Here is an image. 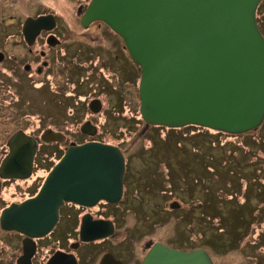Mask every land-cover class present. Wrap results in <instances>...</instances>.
<instances>
[{"label":"rangeland","instance_id":"1","mask_svg":"<svg viewBox=\"0 0 264 264\" xmlns=\"http://www.w3.org/2000/svg\"><path fill=\"white\" fill-rule=\"evenodd\" d=\"M86 1L0 0V50L9 56L7 63H16L17 57L30 60L18 39L27 16L57 15L55 31L62 41L56 49L39 44L52 61L41 75L37 73L41 61L31 71H22L20 80L14 68L12 75L4 70L0 74V150L7 132L17 126L37 135L50 127L66 132L68 140L84 139L80 127L91 116L85 100L97 95L107 102V111L91 116L98 126L91 138L119 146L129 175L124 212L116 221L115 233L82 249V264H100L105 251L125 264H141L149 241L183 250L206 248L215 264H264V121L255 130L236 136L201 126L172 130L145 122L140 113L141 67L125 55L117 37L108 31L94 26L85 32L75 8ZM90 38L105 44L114 41L117 48L98 47L92 54L90 47L95 44L88 42ZM116 52L120 61L112 60ZM68 140L43 146L39 179L47 176L58 161L53 155ZM231 149L241 153L235 157ZM29 185H17V190L12 185L8 195L25 197L26 187L27 193L32 190ZM246 186L247 202L243 196ZM175 200L181 204L176 209L169 205ZM203 201L210 208L205 209ZM211 206L219 210L217 218ZM236 218L240 221L234 225ZM221 227L226 231H218Z\"/></svg>","mask_w":264,"mask_h":264},{"label":"water","instance_id":"2","mask_svg":"<svg viewBox=\"0 0 264 264\" xmlns=\"http://www.w3.org/2000/svg\"><path fill=\"white\" fill-rule=\"evenodd\" d=\"M261 1L90 0L81 21L88 27L101 20L123 38L141 67L140 112L145 122L242 134L264 121V34L257 21ZM55 26L53 14L29 16L23 33L33 44L43 29ZM81 129L90 135L98 131L90 121ZM23 135L14 136L12 146L28 145V156L8 157L0 174L22 176L10 172V166H19L20 160L31 167L35 141ZM44 139L60 141L62 134L46 130ZM125 172L126 157L119 146L101 141L72 143L37 195L5 209L2 225L44 235L56 225L65 202L90 206L100 200L119 202ZM180 206L177 200L170 203L171 208ZM114 232L113 221L85 217L80 238L95 241ZM147 247L141 264H215L206 248L183 250L160 241H150ZM71 264H78L75 257ZM100 264L124 263L108 252Z\"/></svg>","mask_w":264,"mask_h":264},{"label":"flooded vegetation","instance_id":"3","mask_svg":"<svg viewBox=\"0 0 264 264\" xmlns=\"http://www.w3.org/2000/svg\"><path fill=\"white\" fill-rule=\"evenodd\" d=\"M89 2L90 0H87L86 3H83L79 7L75 8L77 18L79 19V24L83 28H85V32H87L91 27H94V26H97V28L102 29V31L103 30H105L106 32L108 31L114 37H117L116 40L119 41L120 46H123L125 55L126 53L130 55L128 49L125 46L123 38L119 34L114 32L105 22L101 20H96V21L90 22L88 27H85L82 24L81 19L87 9ZM48 14L55 15L52 12H47V13L36 14L32 17H38L40 15H48ZM55 17H56V26L50 30L43 29L40 32L39 36H37L33 44L28 43V40L25 38V35L23 33V25H24L26 18L24 21L21 22L20 27H19V33H18L19 38L18 39L19 41H23L24 47L27 51L26 54L30 57V60L28 59L27 61H23L22 58L17 57L16 63L12 64L10 63L11 61L7 63V59L9 56L7 55L5 50H0V70H1L0 74H2V71L4 70L5 72L11 71V75H12L13 68H14L16 69V72H17L16 79L20 80V73L22 71H26V72L31 71L32 66L36 62H40V61L42 62V65H39L37 67V73L39 75H41L45 71L46 68L52 66L51 58H49L48 53L45 52V49H40L39 44L41 43L42 45H46L49 49H56L62 46V41L60 40L61 35H59L55 31V28L59 25L57 15H55ZM257 21H258V25L262 33L264 34V0L261 1L258 7ZM88 42L95 44L93 45V47H90V51L92 54L95 51H97V49L95 48H98V47H101L103 50L107 48V51H109L108 48H114V47L117 48L114 45V41H109L107 44H105L103 42H99L93 38H90V41ZM88 55L89 54H87V56ZM98 57H99L98 61H100L101 56H98ZM113 58H114L112 59L113 61L114 60L120 61L118 52L114 54ZM93 62L94 60L92 59L91 63L93 64ZM121 65L123 64H120V66ZM94 70L93 72H95ZM122 70H123V67H122ZM105 87H107L106 82L105 84H103L104 89H106ZM114 88L118 89V86L114 85ZM117 99L119 102L121 101L119 95ZM0 100L2 99L0 98ZM85 101L87 104L86 109H88L91 112L89 113L91 114V116L101 111L102 113H105L107 111V109L104 108V104H107V102L97 95L93 97H88L86 98ZM97 108H99V110H96ZM91 116L84 119L83 123L90 121L92 124H94L92 122L93 118ZM81 127H80V132H81L80 135H82L83 138L85 137L82 140H78V139L68 140V138H66V134H65L66 132L59 130V129H51V130H54L55 132H60L62 134V140L60 141L54 140L55 142L46 141L44 139V134L46 130H50V127L42 129L40 131V135H37L35 133L29 132L27 128H24L22 126H17L16 128L9 130L7 134L5 135L3 139V148H1L0 150V169L2 167L4 160L7 159L8 157L28 156V153H26L28 151V147H29L28 145H23L24 149H16L15 146L13 148L12 139L17 134L24 136L23 135L24 133L25 135L31 137L35 141V144H34L35 149H34L32 165L30 168L28 165L25 166L23 164L24 160L19 161V166L18 165L10 166V172L16 171L22 176L12 177V176H4L0 174V264H19V261L21 259L24 260V263L22 264H71L73 257H75V259L78 261V264H82L81 256H80V251L82 249L86 248L91 243H95L98 240H104L110 237L109 236V237H105V238H101V239H98L95 241H89V242L82 241L80 238V232H81L82 222L85 217H88L89 220L90 219L91 220H111L114 223L115 231H116L117 229L116 221L123 216V212H124L123 196L124 194L126 195L125 182L127 181V172H125V176H124V192L119 202L111 203L106 200H100L99 202L91 206L73 203V202H65L59 208V217H58V221L56 225L54 226V228H52L48 233L44 235L32 236L29 233L20 232L19 230L10 229L2 225V215L5 209L10 207L12 204L22 203L25 200L34 197L35 195H37V193L41 189V186L47 176H41V178L39 179L38 178L39 176L37 175V171L40 168L39 164L41 162L43 146L46 143L56 144L58 142H63L64 140H68V143L63 147V149L59 153L55 152V154L53 155L55 156V158L57 157L58 158L57 160L59 161L62 158V156L65 154L67 147L70 146L72 143L82 144L88 141H101L100 139H97V138H91L95 136L98 133V131L95 135H90V134L84 133ZM21 147H22V144L20 145V148ZM57 162L53 164V166L49 169L48 173L57 164ZM126 163H127V159H126ZM28 173L29 175H27ZM24 175H27V176H24ZM29 183H30L29 187H31L30 189L32 190H30L27 193L28 188L26 187L25 197L19 198L18 196L15 197L13 195H8L9 187H11L12 185L15 187V190H17L18 188L16 187L17 185L21 184V185L26 186ZM147 244L148 242L146 243V249L148 252L149 248L147 247ZM5 248L7 249V251L4 250ZM105 253H108V251H105L103 255ZM123 263L125 264L124 261Z\"/></svg>","mask_w":264,"mask_h":264},{"label":"trees","instance_id":"4","mask_svg":"<svg viewBox=\"0 0 264 264\" xmlns=\"http://www.w3.org/2000/svg\"><path fill=\"white\" fill-rule=\"evenodd\" d=\"M79 95H80V94L77 93V96H79ZM109 118H110V117H109ZM143 120H144V119H143ZM196 126H197V125H188V126H185V127L179 128V129H180V130H185V129L189 128V127H196ZM161 128H162V127H161ZM168 128H169V127H168ZM171 129H172V130H175V129H177V128H171ZM211 130H212V129H211ZM214 131H216V130H214ZM186 132H188V131H186ZM216 132H217L218 134H219V133H223V134H225V132H222V131H216ZM226 134H227V133H226ZM227 135H230V136H236L237 134H227ZM261 139L264 141V137H262ZM259 141H260V140H259ZM153 145H154V143H152V146H153ZM154 147H155V146H154ZM152 149H153V148H152ZM150 150H151V149H150ZM231 152L234 153V156H235V157H236V154H237V153H239V154L241 153V152H237L236 150H232V149H231ZM244 152H246V154L249 153V151H246V150H245ZM246 154H245V156H244V155H243V156L246 157V156H247ZM247 157H248V156H247ZM247 157H246V158H247ZM246 163H247V161H246ZM261 164H262V163H261ZM263 168H264V166H263ZM214 170H215V169H213V171H214ZM230 170L232 171V173H235V171H234L233 169H229V171H230ZM128 175H129V172L127 173V178H128ZM241 186H243V184H241ZM247 188H249V187L246 186V190H245V192H244V194H243V196H245V198H246V202H247V200H248V199H247V195H246V194L248 193V192H247V190H248ZM260 188H262V186H261ZM246 202H245V203H246ZM261 202L264 203V196H263V195H261ZM261 202H260V203H261ZM263 203H262V204H263ZM202 205H203V207H204L205 209H206V208H210V207H209V204H208V203H205L204 201L202 202ZM211 207H212V206H211ZM212 210H213V212H214V213H213V214H214V218H217L218 215H219V210H218L217 208H215V207H212ZM209 220H211V217H209ZM220 220H223V218H220ZM220 220H219V221H220ZM241 220H242V222L244 221L243 219H241ZM239 221H240V219H239V218H236V219L234 220V225H236ZM247 223H248V222H247ZM249 223H250V224H253V222H252V223L249 222ZM220 224H221V222H220L218 225H220ZM222 224H223V222H222ZM250 224H249V225H250ZM250 226H251V225H250ZM221 228H223V229H221ZM221 228H219L218 231H219V230H221L220 232H223V231L225 232V231H226V229H225L224 227H221ZM248 230H249V229H248V226L245 227V231H248ZM192 233H193V231H192ZM263 234H264V233H263ZM263 245H264V244H262V246H263Z\"/></svg>","mask_w":264,"mask_h":264},{"label":"bare ground","instance_id":"5","mask_svg":"<svg viewBox=\"0 0 264 264\" xmlns=\"http://www.w3.org/2000/svg\"><path fill=\"white\" fill-rule=\"evenodd\" d=\"M213 260H214V258H213ZM215 262V261H214Z\"/></svg>","mask_w":264,"mask_h":264}]
</instances>
